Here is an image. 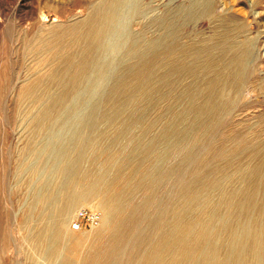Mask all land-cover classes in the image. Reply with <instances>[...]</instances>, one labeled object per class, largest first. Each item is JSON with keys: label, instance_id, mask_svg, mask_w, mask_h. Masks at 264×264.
<instances>
[{"label": "bare ground", "instance_id": "bare-ground-1", "mask_svg": "<svg viewBox=\"0 0 264 264\" xmlns=\"http://www.w3.org/2000/svg\"><path fill=\"white\" fill-rule=\"evenodd\" d=\"M122 5L125 0H102L86 22L66 29L79 49L74 56L66 55L62 67L48 79L76 86ZM191 7L175 6L170 13L164 52L169 69L160 83H150L163 52L153 48L130 65L109 91L114 96L112 107L101 116L110 121L127 113L131 118L110 134L99 132V137L111 144L129 137L130 143L106 155L94 173H83V159L99 137L80 135L75 159L58 169L64 189L38 199L50 206L39 216L51 221L32 240L50 264H264V139L231 138L220 146L216 142L217 130L244 90L250 40H237L243 24L228 14L216 15L211 0H204L202 9L217 20L211 42L181 40L185 25L194 18ZM37 83L24 92H32ZM69 94V90L57 94L39 111L36 122L54 117ZM157 94L169 100L161 130L150 135L148 124L139 134L132 133L133 122L143 119ZM208 146L210 151L203 155ZM190 163L195 166L187 178L184 170ZM173 176L179 186L164 203L159 192ZM234 176L238 184L232 182ZM95 193L101 195L96 204L102 212L101 225L90 251L77 259L64 251L68 218Z\"/></svg>", "mask_w": 264, "mask_h": 264}, {"label": "rangeland", "instance_id": "rangeland-1", "mask_svg": "<svg viewBox=\"0 0 264 264\" xmlns=\"http://www.w3.org/2000/svg\"><path fill=\"white\" fill-rule=\"evenodd\" d=\"M100 1L0 0V264H50L42 248L32 240L51 221L39 216L44 209L50 211L49 204L43 206L37 201L64 189L58 169L75 159L81 146L80 135L86 133L95 139L99 132L110 134L131 118L123 113L110 122L101 116L103 110L112 107L114 96H109V91L130 65L157 48L163 52L153 66L150 83L159 84L167 74L169 58L164 52L172 9L192 4L195 15L184 27L180 36L183 41L211 42L217 29V20L203 13L204 0H125L79 83L73 86L48 79L62 67L66 55L74 56L79 49L78 41L66 29L86 22ZM211 6L216 15L228 14L241 22L243 28L237 40H250L251 46L244 90L236 108L216 132L217 145L245 136L254 141L264 139V0H211ZM36 82L32 92H24ZM163 89L166 94L168 87ZM64 90L70 94L58 106V113L43 120V125L36 122L39 111ZM168 102L166 96L157 94L156 103L146 107L143 119L133 122L132 133L139 134L150 124V135L157 134L167 120ZM129 143V137L111 144L100 136L83 159L82 172L94 173L100 160ZM210 149L211 146L203 148L202 154ZM194 166L190 163L185 168L187 178ZM232 182L238 184V176ZM178 186L174 176L165 182L159 192L161 201H170ZM137 198H142L141 192ZM100 200V194H92L68 218L64 251L77 259L89 252L97 239L102 212L96 204ZM88 214L97 215L98 224L92 225Z\"/></svg>", "mask_w": 264, "mask_h": 264}, {"label": "built area", "instance_id": "built-area-1", "mask_svg": "<svg viewBox=\"0 0 264 264\" xmlns=\"http://www.w3.org/2000/svg\"><path fill=\"white\" fill-rule=\"evenodd\" d=\"M87 217L89 218L90 223H91L92 225H96V224H98V222H99V218H98L97 215H95V214H91V215H89V214H88Z\"/></svg>", "mask_w": 264, "mask_h": 264}]
</instances>
